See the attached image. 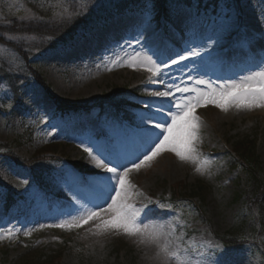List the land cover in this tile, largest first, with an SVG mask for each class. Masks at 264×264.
I'll list each match as a JSON object with an SVG mask.
<instances>
[{
  "label": "rangeland",
  "instance_id": "374dc122",
  "mask_svg": "<svg viewBox=\"0 0 264 264\" xmlns=\"http://www.w3.org/2000/svg\"><path fill=\"white\" fill-rule=\"evenodd\" d=\"M72 1L74 0H0V22L8 23L16 17L32 18L31 2L45 6L61 17L69 12ZM76 1L84 5L89 0ZM240 7L241 12L235 7L240 13L239 23L256 32L264 31V3L261 0H243ZM220 16V8L217 11H198L193 7L180 6L169 20L168 27H165L162 20L156 21L153 27L163 28L165 35L169 37L166 46H160L158 40H152L149 44L161 59L176 55L189 44L198 46L201 41L212 45L210 51L215 50V55L203 62H183L189 65L184 71H181L182 65L162 67L166 81L183 80L185 84L195 86L188 77L199 76L219 84L226 78L246 74L259 64L264 57V40L257 41L250 48L234 46L232 36L222 39L219 47L214 42L207 41L209 36L224 34L226 25L221 22ZM140 23V11H130L107 21L96 20L94 26L80 30L73 42L52 52L40 54L33 62L52 85L55 95L60 100L75 105L92 104L104 92H111L115 87L138 88L139 94L129 99V115L133 116L138 107H143V100L157 99L151 97L147 89L163 87L162 84L149 83L153 79L151 73L142 67L137 70L119 66V60L123 59L126 63L132 57L134 48L141 50V46L133 39ZM169 28L172 30L169 31ZM150 36L151 31H146L142 40H147ZM19 39L28 43L27 38ZM127 41H131V46ZM120 45H123L127 53L120 50ZM113 50L116 52L115 58ZM142 51L148 52L147 49ZM152 54L148 52V55ZM114 59L117 62H112ZM17 61V54L7 45L0 44V65L3 62L17 65ZM108 68L112 70L109 71ZM20 96L22 102L14 103L10 87L0 79V143H10L25 132L26 125H36L32 142L14 149L20 158L32 159L48 144L59 143L65 147V152L72 161H78L86 155L85 166L90 171L87 177L91 178V174L99 170L95 169L94 163L82 150L81 141L87 144L89 141L104 142L107 139L112 149L123 153L130 150L137 140L135 136L127 139L114 137L109 126H102L95 112L89 115L70 113L64 117H54L55 106L52 100L34 82L26 84ZM196 115L201 122L196 143L201 172L196 171L197 163L181 162L173 153L166 152L149 167L131 174V183L135 186L131 202L137 207L146 204L147 199L157 201L161 197H170L175 185L183 188V194L191 193L199 185L208 188L203 213L198 210L187 211V225L174 209L148 205L155 209L154 216L159 218L158 223L164 225L165 236L157 242L141 237H128L115 231L98 233L91 222L70 231L41 227L71 211L75 198L63 185L56 186L52 180L49 181L47 191L40 193L37 187L31 186V173L7 161L0 153V175L23 197L10 212L5 210V200H0V236L4 237L0 239V264H41L28 258H36L41 253H49L60 246H65L61 264H163V255L158 253L166 241H170V247L181 254V260H191V264H208L219 251L214 245L224 248L215 235L224 236L236 227L242 213L246 214L247 219L250 218L242 201L235 200V195L245 185V178L241 171L231 167L236 160L235 153H232V143L241 138L256 137L258 154L261 155L264 166V109L245 110L233 107L225 113L209 105L197 109ZM125 125L129 129L135 127L134 123ZM107 129V135L97 137L98 132L104 133ZM71 171L83 176L82 172L74 169ZM25 178L29 180L28 184L21 183ZM30 187L32 191H29ZM2 191L0 187V192ZM78 195L82 200L94 198V193L87 190L80 191ZM190 201L200 205L196 196L191 197ZM259 210H254L257 217ZM261 212L263 218L264 208ZM249 224L253 225L252 219ZM13 229V238H7L6 232ZM26 232L31 235H26ZM258 238L260 241H256L257 244H264V236ZM6 251L8 260L3 256ZM232 259L234 264H264L259 253L252 249L234 251ZM167 264L180 262L169 259Z\"/></svg>",
  "mask_w": 264,
  "mask_h": 264
},
{
  "label": "snow or ice",
  "instance_id": "6c2138e0",
  "mask_svg": "<svg viewBox=\"0 0 264 264\" xmlns=\"http://www.w3.org/2000/svg\"><path fill=\"white\" fill-rule=\"evenodd\" d=\"M261 2L264 3V0ZM161 7L166 9L162 19L165 27H168L169 18L175 14L178 5L173 0H164L163 5L160 0H144L141 23L137 34L133 37L141 46V50L134 48V54L126 63L123 59L118 61L121 67L127 66L137 70L144 68L151 73L153 78L149 80V83L163 85L162 89L146 90L151 97L157 99L141 102L143 107H138L132 116L135 125L133 129H129L120 120H114L109 125L114 137L127 139L129 136H135L137 137L136 142L130 150L122 153L112 149L107 139L104 142L89 141L87 144L81 141L82 150L87 153L95 169L99 171H94L91 178L79 176L67 169H62L57 173L52 178L53 184L63 185L75 198L74 204L71 211L41 227L70 231L74 228H82L91 222L98 233L115 231L128 237H141L152 242L161 240L165 236L164 225L158 223L159 218L154 216L155 209L148 206L153 201L146 198L147 203L142 207H137L131 202V193L135 187L131 183V174L149 167L153 161L166 152L173 153L181 162L197 163L196 171L201 172L196 150L201 128L200 119L196 115L197 109L209 105L225 113L233 107L245 110L264 109V57L255 68L250 69L246 74L226 78L219 84L199 76L188 77L195 86H189L183 80L180 82L166 81L162 67L182 65L181 71H184L189 68V65L183 62L191 61L192 64L198 61L203 62L212 58L215 50L210 51L212 45L201 41L198 46L189 44L176 55L161 59L149 47L152 40H158L160 46H166L169 40L163 28L153 27ZM220 13L221 22L226 25L224 34L209 36L207 41L214 42L219 47L222 39L232 36L234 46L250 48L257 41L264 40V31L256 32L239 23L240 13L235 7L226 2L222 3ZM262 18H264V13H262ZM149 30L151 36L147 40H142L144 33ZM171 30L169 28V31ZM127 43L131 46V41ZM119 47L121 51L127 53L123 45ZM142 49H147L153 54L148 55V52ZM153 56H156V59H153ZM113 57H116L115 50H113ZM112 62L117 61L114 59ZM108 70L112 69L108 68ZM21 183L28 184L29 180L25 178ZM32 190L30 187L29 191ZM83 190L94 193V198L82 200L78 193ZM140 195L143 194L140 193ZM2 198L3 193L0 192V200ZM157 207H163V205L157 203ZM13 233L14 229L8 230L5 235L11 239ZM25 234L31 235L30 232ZM2 238L4 237L0 236V239ZM214 246L218 247L219 251L215 253L214 258L208 261V264H234L229 251L222 246ZM160 254L163 255V264H167L169 259L177 260L180 264H191V260H181V254L170 247V241H166L160 248L158 255Z\"/></svg>",
  "mask_w": 264,
  "mask_h": 264
},
{
  "label": "trees",
  "instance_id": "16d2710c",
  "mask_svg": "<svg viewBox=\"0 0 264 264\" xmlns=\"http://www.w3.org/2000/svg\"><path fill=\"white\" fill-rule=\"evenodd\" d=\"M173 0L178 6H196L197 9L205 8L214 10L218 9L221 3H228L237 5L240 9V2L242 0ZM144 0H90L86 4H81L76 0L72 1L67 14L57 15L45 6L35 3H29L31 7L32 18H19L11 20L10 22H0V44L7 45L9 49L17 54L18 63L13 65L3 62L0 65V79L8 85L12 92L13 102L19 104L22 102L21 91L22 88L30 82H35L40 87H43L47 95L51 98L53 104L56 106L54 116H64L69 112H85L89 114L91 111L99 113L103 125H110L114 120L122 122H130V117L126 114V101L137 90L130 87H115L111 92H104V94L96 102L90 105H75L69 102L60 100L52 90V85L48 83L43 73H40L36 68L33 59L40 54L52 52L59 46H63L73 41L80 29H85L96 22V20H107L115 18L120 14L126 13L127 10H139L143 7ZM163 5L164 0H160ZM160 14L156 19H162L165 15L166 9L161 7ZM170 19V18H169ZM19 38H27L28 43L20 41ZM24 133L16 137L10 143H0V153L5 156L7 161L12 162L20 167H24L33 176V183L31 186L37 187V190L46 192L49 187V181L56 176L62 169L82 172L83 176L89 174L88 167L85 166V156L78 161H72L65 152V147L59 143H52L45 146L42 152L32 159L20 158L15 154L14 149L21 147L33 140L36 132L35 127L26 125ZM107 132L103 134H108ZM102 133L98 134L101 137ZM258 140L256 137H245L238 141H234L232 145L233 153H235L236 160L231 167L237 169L244 174L245 185L235 195L236 201H242L245 211L250 218H246L242 213L239 215V222L224 236L216 234L219 240L222 241L224 248L232 252L243 248H249L261 256L264 261V244H257L260 241V236H264V217L260 215L264 208V166L261 160V155L258 154ZM179 186V187H178ZM0 187L3 189V199L5 200V209L9 211L13 206L18 204L23 198L15 188L10 185L4 177L0 175ZM180 185L173 186L170 197H161L158 202H153L151 205L157 207V203L171 207L177 212H180L182 217L187 218L186 211L189 210L190 205L194 210L197 209L203 213L205 208V199L207 196V187L199 185L192 190L191 193H181ZM178 190V191H177ZM198 197L200 205L197 203L187 201L189 199ZM255 209H260L258 217L255 215ZM252 219V224L249 220ZM260 233V234H259ZM68 245V242H65ZM257 244V245H255ZM64 247L60 246L56 250H51L49 253H41L38 257H30L28 260L35 259L41 264H61L63 260ZM3 256L8 260V252H3ZM37 259V260H36Z\"/></svg>",
  "mask_w": 264,
  "mask_h": 264
}]
</instances>
